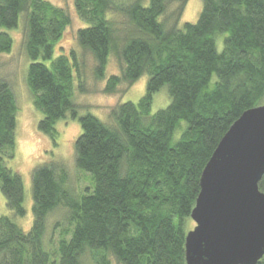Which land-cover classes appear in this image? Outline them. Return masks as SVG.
I'll return each instance as SVG.
<instances>
[{
	"label": "trees",
	"instance_id": "16d2710c",
	"mask_svg": "<svg viewBox=\"0 0 264 264\" xmlns=\"http://www.w3.org/2000/svg\"><path fill=\"white\" fill-rule=\"evenodd\" d=\"M126 1L73 0L87 25L75 40L91 54L94 78L104 79L111 53L120 66L102 93L113 95L120 85L128 89L148 77L145 95L118 104L102 123L90 114L77 116L74 72L79 81L84 63L74 50L56 54L68 15L46 0H0V55L10 53V31L24 16L26 85L42 115L38 130L55 143L56 122L78 118L73 166L88 182L74 186L61 161L35 168L32 224L24 230L0 217V264H186L185 236L193 229L201 172L240 115L264 104V0H202L198 20L181 28L187 0ZM171 3L179 6L168 28L163 17ZM110 9L139 35L117 40L105 17ZM163 86L170 103L151 115L153 96ZM79 89L87 93L84 81ZM16 113L14 94L0 77V193L7 210L23 218L22 179L5 165L14 157ZM258 188L264 193V175Z\"/></svg>",
	"mask_w": 264,
	"mask_h": 264
},
{
	"label": "rangeland",
	"instance_id": "374dc122",
	"mask_svg": "<svg viewBox=\"0 0 264 264\" xmlns=\"http://www.w3.org/2000/svg\"><path fill=\"white\" fill-rule=\"evenodd\" d=\"M53 6L61 9L70 18V26L66 29L63 39L57 45L56 54L65 53L68 55L70 50H74L78 56L77 62L84 63V67L79 69L81 78L77 81V72H74V85L76 91L74 93V102L78 105L77 116L82 117L90 114L102 123L108 122V113L118 104L127 102L137 103L146 93V84L148 77L143 75L130 88L120 85L116 93L113 95H104L102 90L105 88L106 79L110 76L119 75L120 66L117 57L114 53L108 58V63L105 70L103 80L97 81L93 76L94 61L91 54L80 48L75 40V33L80 28H85L87 25L82 22L75 11L73 0H46ZM123 0H113L114 5H118ZM125 1V0H124ZM132 3V0L126 1ZM146 0L144 4H147ZM179 3H171L166 9V15L163 21L167 27L173 23V16ZM202 9V0H187L181 19L178 23V28H181L184 23H195L198 20ZM19 26L10 31V36L13 38V45L9 54L0 55V77L7 80L14 94L17 106L16 113V128H15V146L14 157L11 161H5L7 168L11 169L20 175L24 188V208L25 216L23 218H15L6 208V202L3 195L0 193V217L8 216L12 218L18 226L24 230H28L32 224V198H31V177L33 170L44 164H49L52 161H61L69 167L71 175L70 179L74 186L81 189L88 182L85 180L86 175L79 174L74 170V142L81 132V127L78 121L71 120L67 115L65 119L56 122L55 129L58 132L56 142L53 143L49 137L45 136L38 130V123L42 118L40 112L34 109L32 98L26 85V74L30 61L26 56L23 46V25L22 18ZM105 17L110 21L114 30V35L117 40H123L124 36L138 34L133 26L127 21V18L110 9L105 13ZM161 20V19H160ZM9 33V32H8ZM139 35V34H138ZM225 36H220L217 39V48L221 50V41ZM120 46V45H118ZM55 54V56H56ZM84 81V88L87 93H81L79 82ZM170 103L168 88L163 86L153 96L150 114L154 115L159 110L165 109ZM185 123H181V128H185ZM181 131H177L173 136V142H176ZM54 213L53 215H56ZM52 216L50 220L49 230L56 221V217ZM58 217V216H57ZM194 223L191 222V228ZM190 228V229H191ZM50 235V234H49Z\"/></svg>",
	"mask_w": 264,
	"mask_h": 264
},
{
	"label": "water",
	"instance_id": "95a60500",
	"mask_svg": "<svg viewBox=\"0 0 264 264\" xmlns=\"http://www.w3.org/2000/svg\"><path fill=\"white\" fill-rule=\"evenodd\" d=\"M264 104L243 112L204 166L185 236L186 264H257L264 256Z\"/></svg>",
	"mask_w": 264,
	"mask_h": 264
}]
</instances>
